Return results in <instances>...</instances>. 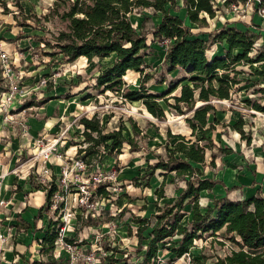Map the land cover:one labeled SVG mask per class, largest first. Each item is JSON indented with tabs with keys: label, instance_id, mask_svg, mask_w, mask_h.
<instances>
[{
	"label": "rangeland",
	"instance_id": "obj_1",
	"mask_svg": "<svg viewBox=\"0 0 264 264\" xmlns=\"http://www.w3.org/2000/svg\"><path fill=\"white\" fill-rule=\"evenodd\" d=\"M261 2L264 7V0ZM3 3H6L7 7H4ZM55 3H59L57 10L54 9ZM217 5L220 10L214 18H208V26L205 27L189 23L183 9L178 14L186 20L195 34L206 40L208 32L221 29L227 23L242 29L243 25L253 26V19L258 15L256 5L261 4L258 0H241L237 9L224 7L222 1ZM61 14L62 0H0V50L8 57L6 62L9 76L6 82L9 81L10 85V91L0 95V187L5 182L4 176L9 174L16 176V181L23 184L19 186L18 182L16 183L18 191L22 187L26 193L29 175L32 173L40 174L41 179H50L52 174L65 175L71 182L67 209L62 214V221L66 220L67 235L74 239V243L70 244L71 247H59L56 252L59 264H109L107 257L112 255L113 251H108V247L119 249L115 254L118 259L125 257V252L132 253L131 258L120 264H140L142 258L134 253L138 240L128 235V225L137 228V225L131 222L133 214L150 217L156 212L155 190L163 177L158 171L152 178L150 187H146L145 182L137 187L132 178L146 172L148 162L157 161L156 154H164L168 129L172 133L190 136L191 130L186 123L190 111L180 115L165 104L164 98L180 94L182 85H192L187 79L191 74L177 69L169 75L167 83L159 84L156 77L148 84L149 92L163 96L173 85L183 81L173 93L159 99L165 108L166 118L158 120L148 115L141 101L131 102L121 96V93L126 91V86H123L120 94L106 90L104 86H96L95 77L101 69L111 64L113 57L95 58L92 62H88L87 58H79L69 64L63 62L59 50L53 48L55 38L67 28ZM145 17L149 18L145 28L147 30H151L161 21V14L151 9L133 13L131 21L140 29ZM262 19L264 21V18ZM23 21H26L28 26H20ZM148 41L153 42L151 35ZM263 43L264 32L256 45L260 47ZM153 46L156 50L147 58V64L150 65V73H158L167 69L164 64L166 45L155 42ZM224 46L217 43L208 54L211 57L223 54ZM252 67L261 70L258 63ZM239 68L249 71V66ZM245 77L260 80L264 86V80L258 76L250 77L246 74ZM123 79L129 89H138L140 74L135 71L128 72ZM252 86L243 84L232 100H215L217 111L209 115L210 121L217 120L220 123L210 134L217 147L231 148L234 153L222 155L215 149L216 167H206L205 173L208 177L222 180L229 188L237 187L228 193L229 198L234 201L249 198L256 193L257 184H262L260 180L264 183V114L248 108L243 102L248 97L254 98L250 94ZM31 102L35 105L30 104ZM169 102L174 103L172 99ZM94 115L98 116L106 131L114 130L121 123L132 130L130 121L133 120L149 137L137 138L141 146L138 152H131L125 144L121 154H115L113 157L107 155L95 161L93 165L77 169L69 160L75 157L80 147L75 144L84 140L80 134L83 127L79 122L82 117L91 118ZM240 118L245 121L244 129L246 135L251 137L250 143L232 128ZM124 134L127 136V133ZM201 136L199 134V137ZM83 145L85 144L82 143ZM211 153L208 152V164L212 159ZM118 160L117 170L115 165ZM99 175L104 181H109V195L95 198L91 212L99 217L100 223L87 226L84 222L87 207L82 206L80 202L79 190L84 187L90 195L95 189L92 185L94 177ZM172 176L169 175L167 180V198L161 203L173 202L179 191L178 186L184 185L181 181L178 185L169 183ZM14 187L15 184L9 194L11 197L6 199L5 211L7 210L10 216L12 210H9V207H15L12 198L17 190H14ZM260 190L264 197V187ZM224 195L225 188L219 185L212 191L201 194L200 204L203 207L212 205L215 197ZM144 203H147L146 210H142ZM78 215L83 216L82 222L78 221ZM221 242L223 244H220ZM233 247L235 245L222 235H206L204 239L195 242L192 248L193 257L186 256L174 264H197L195 260H202L204 254L212 257L208 261L211 263L216 256L224 257L229 254ZM8 248L4 245L0 251V264H16L14 260L6 258ZM14 256L17 257L16 251ZM89 257L91 259H88ZM160 257L165 263L171 256L163 251Z\"/></svg>",
	"mask_w": 264,
	"mask_h": 264
},
{
	"label": "trees",
	"instance_id": "obj_2",
	"mask_svg": "<svg viewBox=\"0 0 264 264\" xmlns=\"http://www.w3.org/2000/svg\"><path fill=\"white\" fill-rule=\"evenodd\" d=\"M179 1L62 0L61 17L67 23V28L55 38L53 48L59 50L63 62L67 64L82 57H86L88 62L95 58L113 57L111 64L101 69L95 77L96 86H104L106 90L118 94L126 86V91L121 96L131 102L141 101L147 111L158 120L166 118L165 108L159 99L173 93L183 81L173 85L163 96L149 92L148 84L156 77L159 84L167 83L169 75L177 69L191 74L187 79L192 85H182L180 94L164 98L165 104L180 115L190 111L186 118L191 130L190 136L172 133L168 129L164 154H156L157 161L148 162L146 172L132 178L137 187L144 182L146 187H150V182L158 171L163 177L155 190L156 212L150 217L133 214L131 222L137 228L128 225V235L138 240L134 253L142 258L140 264H174L186 256L193 257L192 248L195 242L204 239L206 235L216 237L218 234L235 247L224 257L216 256L211 263L208 261L212 257L204 254L202 260H195L197 264H264V197L261 190L258 189L255 195L247 199L234 201L229 198L228 193L237 187L229 188L222 180L208 177L205 173L206 167H216L215 149L222 155L234 153L231 148L217 147L210 136L220 124L217 120H209V115L217 111L214 101L232 100L243 84H252L250 94L254 98L248 97L243 102L248 108L264 114V86L260 80L245 77L249 74L250 77L258 76L264 80V44L260 47L256 45L261 33L227 23L221 29L208 32L205 40L191 30L178 12L184 9L183 13L186 11L189 23L205 27L208 26V18H214L220 10L218 0H183V6H180ZM239 1L241 0H225L223 5L229 7L237 5ZM3 5L7 7L6 3ZM55 7L57 10L59 3H55ZM144 9L161 14V22L151 30L145 29L148 17L143 19L140 29L131 21L133 13H140ZM20 26L26 27L28 24L23 21ZM150 35L153 42L148 41ZM155 42L166 45L164 64L167 69L150 73L147 58L155 52ZM217 43L225 45L224 53L211 57L208 51ZM255 63L259 64L261 70L253 69L252 65ZM241 66H249V71L239 68ZM132 71L140 74L137 90L129 89L123 79ZM7 91L0 68V95ZM169 98L174 103H170ZM30 104L35 105L32 102ZM130 122L132 130L121 123L114 130L106 131L97 115L91 118L82 117L79 123L83 130L80 134L84 138L82 143L86 146L83 147L81 142L75 144L80 146L77 158L88 166L107 155L113 157L121 154L125 144L131 152L140 151L137 138L149 136L143 133L135 121ZM244 124V119L240 118L232 128L250 143L251 137L246 135ZM199 134L202 136L199 137ZM209 151L212 152V159L208 164ZM115 168L118 170L119 160ZM171 174L173 176L169 183L178 185L181 181L184 185L178 186L179 193L173 202L161 203L167 197L166 185ZM29 180L35 189H43L47 195L46 205L39 210L36 220L43 216L44 211L52 212L49 227L41 243V253L47 259L35 260L29 264H58L54 250L60 237V228L64 226L60 211L65 208V203L62 202L58 209H51L52 197L58 191L56 176H53V181L49 184L39 182L38 176L33 174ZM92 185L95 189L92 190L94 193L90 202H94L98 196L108 197L109 181L93 182ZM217 185L224 186L226 195L215 197L212 205L203 207L200 204L201 194L212 191ZM146 209L147 203L142 207V210ZM92 214L95 213L91 212L84 221L87 226L100 223L99 217ZM77 218L82 222L83 216L78 215ZM63 242L73 244L74 239L63 237ZM107 250L113 251L107 257L109 264H120L132 255L131 252H125L126 256L118 259L115 254L119 249L108 247ZM163 251L171 256L165 263L160 257Z\"/></svg>",
	"mask_w": 264,
	"mask_h": 264
},
{
	"label": "crops",
	"instance_id": "obj_3",
	"mask_svg": "<svg viewBox=\"0 0 264 264\" xmlns=\"http://www.w3.org/2000/svg\"><path fill=\"white\" fill-rule=\"evenodd\" d=\"M179 4L180 6H183V0H180ZM253 20H254L253 26L252 25L250 26V24L248 26L243 25L244 29L248 27L252 31L254 32L257 31L262 35L264 32V21L262 17L260 15H256V17H254ZM229 24L233 25L231 23ZM256 25L258 26V28ZM82 58H86V57H82ZM32 174L34 176L36 175L34 173ZM31 175H29V179ZM4 178H5V182L2 183L1 191H2V196L5 199L11 197L9 194L12 191L13 184H15L14 190H17V192L14 194V197L12 198L15 207L14 209L13 207L11 209V206L9 207L10 208L9 210H12L13 217L9 215L10 213L7 210L0 217L2 220L1 224H2L3 233L9 234L10 231V235H11L8 238L7 243L5 244L7 247H9L8 250L6 251V258L9 260H14L16 264H29V262L35 260H42V259L46 260L47 256L41 253L42 250L41 243L44 239L45 232L49 227V219L51 217L52 212L44 211L43 216L40 219L36 220L39 210L46 205L47 202L46 192L43 189L40 190L35 189L30 184L29 179H28V187L26 189L27 193L23 192L22 187L21 190L18 191V185L16 183L18 182L19 186H23V184H21V181H16L15 179L16 176L9 174V175H5ZM260 182H262V184H257L258 186L256 189V193L258 189L264 187L263 181L260 180ZM15 251L17 252V257L14 256ZM54 257L58 260V264H59V259L55 256V253H54Z\"/></svg>",
	"mask_w": 264,
	"mask_h": 264
},
{
	"label": "built area",
	"instance_id": "obj_4",
	"mask_svg": "<svg viewBox=\"0 0 264 264\" xmlns=\"http://www.w3.org/2000/svg\"><path fill=\"white\" fill-rule=\"evenodd\" d=\"M220 1H222L224 3L225 0H218L217 3H220ZM258 2H260L261 5H256V9L258 12V15H260L262 18H264V7H262V2L261 0H258ZM217 7V5L215 6ZM234 9H237L238 5H233L231 6ZM7 54L4 53L2 50H0V68L2 71V76L6 81V78H8L9 76V68H8V64H7ZM6 85L8 87V91L4 92V93H8L10 91V85H9V81L6 82ZM48 155H46L47 157ZM44 157V158H46ZM48 158V157H47ZM70 164H74L76 166L77 169H83L86 167V165L83 163V161L79 158H77V153L75 155V157L73 159L69 160ZM68 173H69V169H68ZM36 174V173H35ZM38 176V180L39 182L43 183V184H49L50 182L53 181V174L51 175L50 179H41V175L40 174H36ZM70 175H72V173H70ZM95 181L94 183H100L103 180V178L101 177V175L99 176H95ZM57 187H58V191L55 193V195L52 197L51 200V209H58L59 206L62 204V202L65 203V208L60 211V219L62 221V213H65L66 209H67V195H68V191H69V186H70V182L71 179L67 178L65 175H61V176H56V180H55ZM88 187V186H87ZM82 192V193H80ZM93 191L91 192L90 195H88L87 191H85L84 187L79 190V196H80V202L82 204V206L87 207V215L86 217L91 213L92 211V206H93V202H90V197L93 195ZM7 208L6 206V199L2 196V191H1V187H0V217L3 215L5 209ZM93 216H96L95 214H92ZM63 222L65 223V225L60 228V237L58 238L57 242H56V248L54 250L55 256L58 258V256L56 255V252L58 251L59 247L65 246V247H71L70 244H66L63 242V237H67V222L66 220L63 219ZM2 220L0 218V251L3 249V246L7 243L8 238L11 236L10 235V231L9 234L8 233H3L2 231ZM8 232V231H7ZM88 259H91V257H89Z\"/></svg>",
	"mask_w": 264,
	"mask_h": 264
},
{
	"label": "bare ground",
	"instance_id": "obj_5",
	"mask_svg": "<svg viewBox=\"0 0 264 264\" xmlns=\"http://www.w3.org/2000/svg\"><path fill=\"white\" fill-rule=\"evenodd\" d=\"M147 113H148V115L152 116L149 112H147Z\"/></svg>",
	"mask_w": 264,
	"mask_h": 264
},
{
	"label": "water",
	"instance_id": "obj_6",
	"mask_svg": "<svg viewBox=\"0 0 264 264\" xmlns=\"http://www.w3.org/2000/svg\"><path fill=\"white\" fill-rule=\"evenodd\" d=\"M199 105H201V104H199ZM199 105H198V106H199Z\"/></svg>",
	"mask_w": 264,
	"mask_h": 264
}]
</instances>
